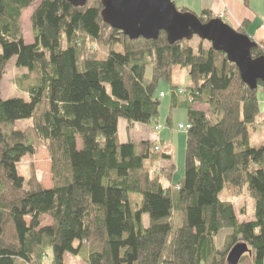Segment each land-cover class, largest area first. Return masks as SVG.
Here are the masks:
<instances>
[{
  "label": "trees",
  "instance_id": "obj_1",
  "mask_svg": "<svg viewBox=\"0 0 264 264\" xmlns=\"http://www.w3.org/2000/svg\"><path fill=\"white\" fill-rule=\"evenodd\" d=\"M38 1L27 44L21 19ZM102 11L101 0L83 8L0 0V83L15 58L25 71L17 86L29 97L4 100L0 92V264H64L66 254L83 264H227L240 243L251 251L250 264H264V144L250 145L264 85L248 88L237 66L197 37L174 45L165 33L158 41L130 40L104 23ZM195 15L202 24L215 20L210 11ZM249 23L237 31L249 36ZM93 44L106 48L104 58ZM263 56L264 42L257 43L252 57ZM176 68L188 70L183 95ZM161 82L171 89L170 110H185L191 126L176 185L172 157L156 141L123 144L118 136L120 119H158ZM24 120L32 125L18 129ZM41 146L51 157V189L19 172ZM227 187L233 194L247 188L253 221L241 223L234 204L220 199Z\"/></svg>",
  "mask_w": 264,
  "mask_h": 264
},
{
  "label": "rangeland",
  "instance_id": "obj_2",
  "mask_svg": "<svg viewBox=\"0 0 264 264\" xmlns=\"http://www.w3.org/2000/svg\"><path fill=\"white\" fill-rule=\"evenodd\" d=\"M185 1H195V0H177L174 1L177 9H183ZM40 1L34 4L29 10L23 15L21 19L22 28L24 31L25 42L27 44H32L34 42L32 35V15L37 8ZM234 6L236 9L237 17L241 18V11L244 8H248L245 5V0H234ZM239 2L241 4H239ZM243 6V7H242ZM249 7L252 9L255 14L253 15L252 20L249 23V33L251 36L264 34V0H249ZM191 13H197L195 10H188ZM197 11V10H196ZM211 12V11H210ZM212 17H221L224 15V20L231 28L236 29L230 21V15L223 10L221 13L215 15L211 12ZM236 19L235 16H232ZM229 22V23H228ZM241 27V26H240ZM239 27V28H240ZM238 28V29H239ZM250 37V36H249ZM258 38L257 40H260ZM254 40V39H253ZM255 41V40H254ZM261 43V42H257ZM193 45L195 48L198 46V41L194 40ZM211 45L209 42L203 41V46L208 48ZM93 46V47H92ZM90 49L96 52L100 58H104L106 55V48L104 46L93 44ZM178 68L175 69V71ZM25 71L20 70L16 67V59L14 58L6 68V73L3 76V79L0 83V92L4 100L12 98H20L26 101L29 100L27 94H25L18 86L17 80L21 77ZM148 78H151L152 71L149 69L147 72ZM183 79V78H182ZM180 81V80H179ZM183 83V80H182ZM189 83V78L184 84L180 85L182 88L177 90L180 95L186 93V88ZM157 95L161 100L162 106L160 108V114L157 120L151 122L150 124H129L126 119H120L118 123V133L121 143H140L144 140L152 139L156 141L157 144L161 147L162 153L170 155L172 161L176 166L175 173L172 179V184H178L184 177L185 174V155H186V141H187V132L180 131V125H188V115L187 112L183 109L170 110V104L172 101V94L170 86L167 83L161 82L158 88ZM258 98L261 107V115L258 117L255 128L250 129V145L252 147H260L264 144V93L262 90H259ZM195 108L199 111H207V107L196 105ZM171 117V124L169 125V118ZM32 125V120L19 121L17 124L18 129H26ZM157 126H161L162 130H156ZM82 143L79 141V146L81 147ZM157 150V149H156ZM51 157L47 147L41 146L38 149L37 154L34 157H25L21 164L19 165V172L25 178H30L33 173L37 176L38 181L43 185L45 189H51L54 185L51 175ZM166 165L165 161L159 162V167ZM165 185L169 183L164 181ZM222 201H228L234 204L236 211L238 213L239 221L248 222L255 219V203L251 198V195L247 188H244L240 194H233L231 190L227 187L220 195ZM140 203L141 197L138 195L132 196V203ZM143 226L146 228L149 226V217L147 215L143 216ZM229 232H223L220 236V243L223 244L225 236ZM51 255V252H49ZM251 256L246 254L243 263L240 264H250ZM43 264H51V258H44ZM64 264H83L81 258L75 257L71 254H66L64 257Z\"/></svg>",
  "mask_w": 264,
  "mask_h": 264
},
{
  "label": "water",
  "instance_id": "obj_3",
  "mask_svg": "<svg viewBox=\"0 0 264 264\" xmlns=\"http://www.w3.org/2000/svg\"><path fill=\"white\" fill-rule=\"evenodd\" d=\"M75 8L85 7L88 0H67ZM102 20L130 40L143 38L158 41L165 33L170 45L194 37L209 42L217 52L224 53L228 61L237 66L245 85L257 90L264 85V56L252 57L257 42L240 34L228 24L215 19L202 24L191 12L179 11L174 0H101ZM246 254L251 255L247 244H237L227 257V264H240Z\"/></svg>",
  "mask_w": 264,
  "mask_h": 264
},
{
  "label": "crops",
  "instance_id": "obj_4",
  "mask_svg": "<svg viewBox=\"0 0 264 264\" xmlns=\"http://www.w3.org/2000/svg\"><path fill=\"white\" fill-rule=\"evenodd\" d=\"M174 1H177V0H174ZM234 3H235L234 0H195V1H185L183 8H185L187 10H189V9L193 10L194 9L195 12H197V13H199L201 11H211L215 15H217V14L221 13L223 10H225L231 16L229 22L232 25H234L236 27V30H237L242 25V23L244 21L252 20L255 12L252 9H250V7L248 6V8L245 7L244 10H240L242 12L241 18L237 17L238 12L236 13ZM239 4H241V3L239 2ZM232 16H235L236 19H234ZM225 23H226V21H225ZM249 32L250 31L248 29L249 36L252 39H254L256 42H264V34L259 35V33H257L256 35L251 36ZM258 38H261V39L257 40ZM187 77H188V70L183 69V68H178L176 71H174L173 82L176 85H182L186 82ZM182 80H183V83H182ZM118 135H119V133H118ZM148 140H152V139H148Z\"/></svg>",
  "mask_w": 264,
  "mask_h": 264
},
{
  "label": "built area",
  "instance_id": "obj_5",
  "mask_svg": "<svg viewBox=\"0 0 264 264\" xmlns=\"http://www.w3.org/2000/svg\"><path fill=\"white\" fill-rule=\"evenodd\" d=\"M224 15L223 16H221V17H216L215 19H220L221 21H223V22H225V20H224ZM160 129L162 130V127L161 126H157L156 127V130L158 131H160ZM191 129V126L190 125H186V126H184V125H180L179 126V130L180 131H182V132H184V131H188V130H190Z\"/></svg>",
  "mask_w": 264,
  "mask_h": 264
}]
</instances>
